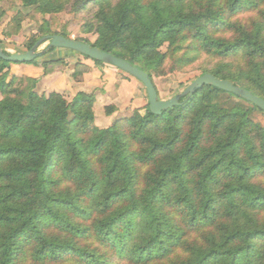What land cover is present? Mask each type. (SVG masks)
<instances>
[{
	"label": "trees",
	"instance_id": "obj_1",
	"mask_svg": "<svg viewBox=\"0 0 264 264\" xmlns=\"http://www.w3.org/2000/svg\"><path fill=\"white\" fill-rule=\"evenodd\" d=\"M20 1L42 15L88 11L82 31L98 39L77 41L153 81L196 68L264 99V0ZM8 27L10 38L20 20ZM48 35L70 38L46 21L25 52ZM11 65L0 59V264H264L262 110L204 86L102 129L95 96L39 95L36 80L7 81ZM88 69L78 62L75 81Z\"/></svg>",
	"mask_w": 264,
	"mask_h": 264
},
{
	"label": "rangeland",
	"instance_id": "obj_2",
	"mask_svg": "<svg viewBox=\"0 0 264 264\" xmlns=\"http://www.w3.org/2000/svg\"><path fill=\"white\" fill-rule=\"evenodd\" d=\"M0 14H4L0 20V43L10 54H18L20 51L25 52V45L30 39L38 36V30L44 22H49L51 26L61 32L66 30L71 39H84L91 43H95L98 36L94 33L85 34L82 28L89 17L88 11L83 13L63 12L56 15H42L36 8H26L20 0H0ZM20 20V27L18 32L8 38L6 32L9 30V24ZM49 43H45L40 47V50L47 48ZM163 52L167 51L165 46ZM63 58V63H52L48 69H44L42 61L56 60ZM78 62H86L89 64V69L86 80L82 81L83 88L88 95H93L96 98L94 106V114L96 124L100 128H108L103 122V119L109 120L110 115L108 111L115 107L117 111L122 112L123 116H131V95L133 89H128L129 83L138 86L143 94L147 93L138 80L129 76L128 74L111 66L95 67L93 63L86 60L76 53L66 49H56L54 52L47 54L40 60L39 65L13 64L7 71V81H11L14 77L25 78L24 88L33 85V80H36L35 91L39 95H49L52 93L51 89H56L61 92L68 101H72L73 95H77V89L73 88L70 91L72 81L76 82L73 74L77 70ZM201 72L196 69H188L185 72H174L164 77H154L155 86L159 92L162 100H170L182 93L190 84L200 77ZM67 85V91L63 87ZM73 86V85H72ZM134 96V95H133ZM135 97V96H134ZM2 96L0 95V100ZM136 99V98H135ZM134 100V99H133ZM223 102H229L231 105L241 103L247 105L242 101L228 96L223 97ZM248 106V105H247ZM144 113V112H143ZM252 119L255 123L264 126V113L255 111ZM116 121V120H115ZM115 121L109 122V127Z\"/></svg>",
	"mask_w": 264,
	"mask_h": 264
},
{
	"label": "water",
	"instance_id": "obj_3",
	"mask_svg": "<svg viewBox=\"0 0 264 264\" xmlns=\"http://www.w3.org/2000/svg\"><path fill=\"white\" fill-rule=\"evenodd\" d=\"M45 43H49L47 48L40 50V47ZM53 49H66L77 52L90 60L102 62L135 78L142 83L146 90L150 112L158 116L162 115L163 112L169 109L180 106L182 99H189L204 86H213L224 92L233 94L236 97H239L240 99L258 107L264 112V99L254 95L247 89L236 86L230 81L219 79L212 74L200 76L182 93L170 100H162L152 78L140 68L134 66L126 60L103 52L96 47L61 35L45 36L41 38L30 51L25 53L7 55L0 46V59L13 64H27L46 56Z\"/></svg>",
	"mask_w": 264,
	"mask_h": 264
},
{
	"label": "crops",
	"instance_id": "obj_4",
	"mask_svg": "<svg viewBox=\"0 0 264 264\" xmlns=\"http://www.w3.org/2000/svg\"><path fill=\"white\" fill-rule=\"evenodd\" d=\"M83 64H85L86 66H89V64L88 63H86V62H82ZM93 63V62H92ZM94 65V64H93ZM88 76H87V74L85 73L84 75H83V78L81 79V81H79V82H73L72 81V85H70V91H72V89L73 88H75V89H77V91H78V93H85V94H87V92H86V90L83 88V84H82V81H84V80H86V78H87ZM129 86H127V90L128 89H133V94L131 95L132 97H131V110H130V112H133L134 113V111L135 110H141V113H143L144 111H145V108H146V106H147V104L149 103V101H148V97H147V99H146V94H143V92H142V90L138 87V86H136V85H134V84H132V83H129L128 84ZM65 90H63L62 91V93L64 92V91H67V85H65V87H63ZM51 91L52 92H58L56 89H51ZM58 93H61V92H58ZM135 97H134V96ZM76 95H73V98L75 97ZM136 98V99H135ZM134 99V100H133ZM121 113L122 112H120V111H115L114 113H113V115H111V116H109L110 117V119L109 120H106V119H103V122H105V125H107L108 127H109V122H111V121H115V120H118V119H121V118H127V117H131V116H123V115H121ZM113 124V123H112ZM111 124V125H112ZM98 126V125H97ZM100 127V126H99ZM107 128V127H106Z\"/></svg>",
	"mask_w": 264,
	"mask_h": 264
}]
</instances>
